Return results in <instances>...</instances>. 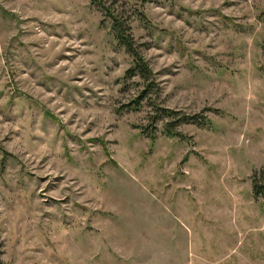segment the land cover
<instances>
[{
	"label": "rangeland",
	"instance_id": "obj_1",
	"mask_svg": "<svg viewBox=\"0 0 264 264\" xmlns=\"http://www.w3.org/2000/svg\"><path fill=\"white\" fill-rule=\"evenodd\" d=\"M104 1L145 97L92 0H0V262L264 264V0Z\"/></svg>",
	"mask_w": 264,
	"mask_h": 264
},
{
	"label": "trees",
	"instance_id": "obj_2",
	"mask_svg": "<svg viewBox=\"0 0 264 264\" xmlns=\"http://www.w3.org/2000/svg\"><path fill=\"white\" fill-rule=\"evenodd\" d=\"M145 3L149 0H141ZM92 3L102 12L104 20L110 22V28L116 40L125 48L126 52L132 57V66L128 69V75L138 76L144 84L142 96L145 97L148 93H153L156 89L157 82L154 78V72L140 50V45L136 43L132 32V23L128 17L124 16V9H116L112 5L107 4L104 0H92ZM139 19L144 24H149V20L143 11H136ZM138 103V100L135 101ZM156 115L151 117V123L156 124L158 120H166L164 122V132L167 136H181L179 131H176V126L190 121L197 122L198 115H187L174 111L168 107L157 106ZM202 122V121H199ZM144 132L149 136H154L152 129L144 127ZM252 191L253 195L264 199V168L254 171L252 175ZM0 264H2L0 262Z\"/></svg>",
	"mask_w": 264,
	"mask_h": 264
}]
</instances>
